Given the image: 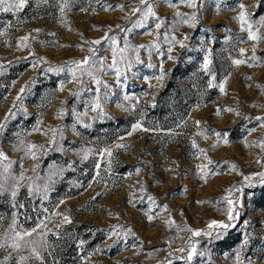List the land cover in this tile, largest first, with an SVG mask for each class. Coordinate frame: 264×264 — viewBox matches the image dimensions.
<instances>
[{"label": "rangeland", "instance_id": "374dc122", "mask_svg": "<svg viewBox=\"0 0 264 264\" xmlns=\"http://www.w3.org/2000/svg\"><path fill=\"white\" fill-rule=\"evenodd\" d=\"M62 2L0 10V264H264V0Z\"/></svg>", "mask_w": 264, "mask_h": 264}, {"label": "snow or ice", "instance_id": "6c2138e0", "mask_svg": "<svg viewBox=\"0 0 264 264\" xmlns=\"http://www.w3.org/2000/svg\"><path fill=\"white\" fill-rule=\"evenodd\" d=\"M42 2L43 3H47L48 0H42ZM68 2H69V0H63V2L61 4V9H60L61 12L64 11V8L67 6ZM182 2H185V0H182ZM186 2L189 4L190 7H196L195 0H186ZM140 3L142 5H146V7H147V15L155 16V12L153 11V6L150 3H147V0H140ZM25 4H26V0H0V10L6 11V12L11 11V12L15 13V12L21 11L24 8ZM5 5H7V6H5ZM241 7H243V5H241ZM135 11H140V9H136ZM244 15L245 14L243 12H241L240 13V16L237 18V19H240L242 21V30H247L248 31V39L258 40L260 38L259 35L257 34L259 32V28L257 27L256 30L253 31V25L252 24H247V21L244 20ZM192 20H195V14H193ZM161 23H157L156 24V27L157 28H160ZM244 24H247V29H244V27H243ZM261 26H264V18H262ZM36 31H39V30L37 29ZM0 35H2V33H0ZM111 39H112V42L113 43L116 42L115 41V37H112ZM21 40H22V42L23 41H27L28 40V37L27 36L22 37ZM91 43L100 44L101 41L100 40H96V41H92ZM23 46L26 47L27 45H23ZM181 46H183L182 43H181ZM89 51H92V49H89ZM244 51H245L244 49H240L241 54H243ZM41 59H43V58H41ZM89 59H90V57H84L81 61H73V62H71L69 65H66L67 71L69 73H71V75L75 79L76 78V72H77V70L84 71V69L81 66L82 65H87L88 62H89ZM169 59H171V57H169ZM241 63H246V61H243V60H233V64H235V65H239ZM114 64H115V62H114ZM114 64L112 66H110V67H114ZM209 64H210V60L206 56L204 58V69L206 71H209ZM52 70H54V69H49V71H52ZM59 70H63V69H59ZM87 74L89 76L92 75L91 72H88ZM117 75L119 76V71L118 70H117ZM96 83L99 84L100 81L97 80ZM220 87H221V91H223V84H221ZM23 91H24V89H21V92H23ZM97 93H99V89H97ZM92 110L93 111L100 110V112L103 111V109L101 108V105L99 103V98H97L96 103L93 104ZM226 110L231 111V109H226ZM256 119L257 120H261V119H264V118L257 117ZM196 123L199 124L200 122L197 121ZM132 127H133V130H136V129L140 128L141 125L138 122V123L134 124ZM2 128H3V125H0V129H2ZM52 131H55V130H52ZM129 135H131V133H129ZM216 135L218 137H221L222 135H226V134L216 133ZM51 143H55V140L51 141ZM193 146L195 147V144H193ZM116 147L119 148V147H127V146L126 145H120V144H118V145H116ZM35 148H36L35 145H29L28 146V152L30 154H32L33 156H35V152L33 151V149H35ZM105 153L108 156H111V151L109 149H105ZM105 153H101V155H104ZM0 156H3V153H0ZM84 158H87V156L85 155ZM99 167H100V165L98 164L97 165V168L99 169ZM139 171H140V169L137 168L136 169L137 174H139ZM205 175H207V174H205ZM261 175L264 176V174H261ZM13 179H15V178L13 177ZM3 187H4V185L3 184H0V189H2ZM12 195L15 196L16 195V192L13 191ZM148 199L149 200H152L153 198L151 196H149ZM228 203L231 205L232 204V201L229 200ZM227 215H228V221H232L233 219H236L239 214L236 213V216H234L233 215V209L232 208H229ZM148 219H149V221H151L152 220V216H149ZM64 220L67 221V222H70L68 220V217L67 216L64 217ZM13 225H15V220H13ZM213 226H215V228L218 229V230L219 229L227 230L230 227H232V224L231 223H228V222L212 221V222H210L209 227L211 228ZM32 231H35V229H33ZM200 234L201 233L199 231L193 232V235H197L198 236ZM30 235H31L30 232H25V233H23V235L21 233H19V232H16L14 236H11L9 238L13 239L14 241H20V240L23 239V236H30ZM207 235L212 236L213 233H207ZM215 235H216V238H219L221 235H223V233L217 231ZM32 243H33V245H38L39 248H42V247L45 246L46 240L43 243L38 242V241H33ZM243 243L245 245L247 244V237L245 238V240H244ZM3 246H4V244L0 243V247H3ZM11 247H13V248H19L20 247V244L18 242H14L11 245ZM38 247L37 246H33L32 249H31V252L36 257V259H41L42 257H41L40 251L38 250ZM180 251H184V250L181 249ZM21 259L23 260L24 257H21ZM188 259L189 260L192 259V254L191 253L188 256Z\"/></svg>", "mask_w": 264, "mask_h": 264}]
</instances>
